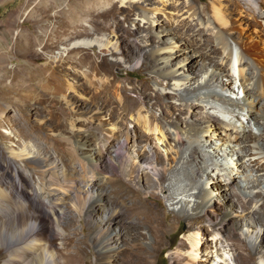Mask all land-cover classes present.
Masks as SVG:
<instances>
[{
    "label": "bare ground",
    "instance_id": "1",
    "mask_svg": "<svg viewBox=\"0 0 264 264\" xmlns=\"http://www.w3.org/2000/svg\"><path fill=\"white\" fill-rule=\"evenodd\" d=\"M116 1L120 3V8H127L133 13L130 20L131 28L124 29L119 20L115 22L116 28L121 29L123 33L120 36L121 42H125L127 35L132 37L134 45L139 49L138 52L140 55L142 54V56L133 59L130 66L141 70L151 69L154 74L152 79L154 84L152 86L149 83H144L137 87L139 94L144 99L142 108L138 110L131 104L133 101L126 87L115 86L112 81L101 77L98 79V74L94 76L95 79L88 81L90 87H94L96 90L93 93L94 98L96 100L103 99L101 101L110 106V109L102 108L105 116H108L107 120L116 118L119 120L118 125L112 127L102 124V129L97 132L96 151L84 147L85 151L92 152L90 153L92 155H89L90 161L93 158L97 161L96 165H92V173L97 172L98 166L102 165L99 174L91 173V184L87 186L85 194L90 196L97 191L96 201L103 203L98 207H104L110 215L108 221L98 227L97 232L93 235L97 246V252H93V254L96 256L97 264H121L119 260H121L125 248L132 247V243H136L134 240H138L139 237H135L136 233L134 232L142 228L140 227L142 223L146 224L148 228L143 227L142 233L148 235L147 230H149L155 239V242L149 241L147 244L148 247L151 245L153 249H157L159 246L157 241L159 234L166 231L163 223L150 210L142 209L139 213L140 220L131 219L127 222L123 206L112 203L108 194L104 195L107 191L105 190L107 188L106 175L111 171L103 168V164L105 165L103 158L106 156L111 159L114 158L113 156L126 158L130 146L129 135L127 134L124 140H120L119 135L122 134L126 117L131 115L136 121L131 132L135 138L134 144L142 146L144 141L141 130H143L145 134L150 132L149 135H152V140L157 148L160 143L164 145V153L174 150L172 153L174 162L158 157L150 160L151 157H154L152 149L150 151L145 149L144 154L140 155L141 153H139L136 158L144 164L152 165L154 172L159 170V166L163 167V173L159 175V179L162 184L163 181L170 180L168 185L163 184L164 188L171 192L170 205L175 210H179L176 217L178 218V215L182 213L195 232L193 235L195 238H192L191 242L193 249L190 255L197 259L198 256L193 252L196 250L194 248H199L200 245L201 240L198 237L199 231L204 227L202 223H207L218 237L220 233L227 231V221L228 223L235 221L226 218L219 220L217 214H214V217L202 215L206 207H212L211 203L214 197L211 192L216 191L221 195L222 191H232L233 194L230 192L228 194L237 195V198L239 196L243 201V208H246L247 205L245 209L248 212L247 215L259 218L264 215L261 208L264 204V0H257L256 8L252 0ZM90 2L92 3L90 8L97 6V0H90ZM77 5V0L69 1L65 9L66 17L61 25L65 31L68 29L71 31L75 25L78 27L83 25L84 28L77 33L69 31L66 41L71 43L72 47L65 48V52L62 54H66L69 50L89 47H101L106 50L110 45L113 55L119 53V41L112 43L108 35L97 34V14L93 12V24H90L89 18H82V14L77 11ZM83 12L90 13V11ZM84 36H89L91 39L84 38ZM149 47L153 49L148 50ZM184 51H187L185 54L190 56L200 53L202 60L196 59L192 61L193 64L191 62L187 64L185 72L171 70L169 65V60L173 58L171 54ZM182 57L178 66L180 70L185 69L182 66L186 60L185 56H178V58ZM57 60L54 59L53 62L55 63ZM71 60H73L72 57L65 59V70L68 73L74 70L75 79H88L95 70L97 73H101V67L110 68V65L105 62L97 67L95 62L87 56H81L74 64ZM116 61L115 64L123 63L121 58ZM237 62L239 78L236 81L240 82V89L245 93L244 101L235 100L227 94L231 91L229 88L235 81L231 69ZM55 66L52 65V68L55 69ZM75 67L77 69L86 68V70L80 72ZM214 69L215 72H213ZM55 76L53 73L54 84L57 83ZM137 89L134 87V91ZM150 89L154 93H148ZM169 98L171 102L167 101ZM149 100H153V102L151 103ZM154 105H158V108L162 109L160 115L156 113L148 115V112H145ZM242 111H248L250 114V119L247 117V125H242V127L238 126L236 121L227 123L217 116V113L220 112L237 120V116ZM248 125L256 127L259 133H254L252 130L248 132ZM205 128L215 135L217 142L221 141L222 143L223 141L225 144H229L227 147L234 149L225 150L222 148L225 147V144L222 143V147L211 151L208 142L200 140L201 133ZM4 133L12 134L10 128ZM33 147L29 143H21L20 146L10 150L8 159L12 170L5 166L4 172L8 178L10 177V183L15 184L16 190L22 197L25 196V193L30 195V200L27 199L28 201L23 203L27 211L29 209L35 211V207H32L38 199H41L47 205L48 213L58 223L62 213L58 208L59 204L53 201L52 193L49 194V197L42 198V193H44L42 190L48 172L56 175L55 169L59 161L44 148L35 149ZM223 157H225V161ZM230 158L233 162H239L241 158L249 160L248 164L246 161L241 164L242 175L239 173V176L233 175L224 167L223 163L229 162ZM112 163H114V170L118 171L119 168L115 167L118 164L117 159H113ZM106 166L108 167V164ZM213 167L217 168L215 174L208 171ZM249 173L258 177L252 180ZM32 175L37 176V181L34 183V188L29 191L27 182L24 181L25 177L30 179ZM202 177L208 178V185L199 187L196 185V180ZM56 182H59L57 175ZM181 186L184 187H182L183 190H181ZM209 186L210 190L207 188ZM221 197L223 198L224 195ZM217 198L221 200L219 196ZM46 200L49 204L46 203ZM87 200L89 202L92 199L88 198ZM16 211H11L10 204L7 202L0 205V224L2 223L0 255L10 257L3 260L2 264L82 263L87 254L84 253L82 241L75 242L70 235L60 231L58 225L54 227V235H51V238L59 237L62 240L61 249L64 255L57 251V255L61 259L59 260L51 255L49 247H43L40 243L32 241V237L38 233L43 224V220L38 218L36 211H28L32 221L25 225L13 222V214ZM254 222L251 225L247 219L240 218L237 225L242 227V231L248 230L249 234L252 233L255 236L256 242H254L253 248L257 249V239L264 235V225L263 223L258 225L259 221L257 220ZM122 233L130 234L129 236L133 239L129 238L125 242L122 239ZM240 235L242 236L241 233ZM229 236L231 237V234ZM113 240L116 241V246H111L114 244ZM135 247L144 254L149 252L150 248L147 249L143 245ZM183 264H194V262L187 260ZM261 264H264V254L261 257Z\"/></svg>",
    "mask_w": 264,
    "mask_h": 264
},
{
    "label": "rangeland",
    "instance_id": "2",
    "mask_svg": "<svg viewBox=\"0 0 264 264\" xmlns=\"http://www.w3.org/2000/svg\"><path fill=\"white\" fill-rule=\"evenodd\" d=\"M69 1L0 0V205L7 202L10 204L11 211L17 210L13 214V222L25 225L32 221L28 211L33 212L34 210L29 209L27 211L23 206L25 201L30 200V195L25 193L23 198L18 193L15 184L10 183V177L8 178L4 168L5 166L10 167L8 159L10 150L20 146L21 143H29L35 149L44 148L59 161L60 165L58 164L55 169L59 182H56V175L48 172L46 183L43 185L42 198L49 197V194L52 193L54 195L53 201L59 204L58 208L62 213L60 222L57 223L48 213L47 205L38 199L32 208L35 207L38 218L43 220V224L38 233L32 237V241L33 243H40L43 247H49L51 255L61 260L57 251L64 255L61 249L62 240L59 237L51 238V235H54V227L58 225L59 230L70 235L75 242L82 241L84 253L87 254L81 264H97L96 256L93 254V252H97L93 235L97 232L98 227L108 221L110 215L104 207H98L103 203L96 201L97 191L90 196L88 193V195L85 194L87 186L91 184V175L99 174L102 165L98 166L97 172L92 173V165H96L97 161L94 158L90 161L89 155H92L90 154L92 152L85 151L84 147L96 151V146H98L97 132L102 129V124L112 127L118 125L119 120L117 118L107 120L108 116H105L102 108L110 109V106L104 104L101 101L103 99L96 100L94 98L93 93L96 90L94 87H90L88 81L95 79L94 76L98 74L97 78L110 80L115 86L126 87L133 101L131 104L139 110L143 106L144 99L139 94L137 87L144 83L153 86L154 74H152L151 69L141 70L130 66L131 61L142 56V54L140 55L138 52L139 49L134 45L132 37L127 35L125 42H121L120 36L123 33L121 29L116 28L115 22L119 20L124 29L131 28L130 20L133 13L127 8H120V3L116 0H97V6L93 8H90V4H92L90 0H77L76 9L82 14V18H89L90 24H93L94 13L97 14V34L108 35L112 43L119 41V53L113 55L110 45L106 50L101 47H89L69 50L66 54H62L65 52V48L72 47L71 43L66 41L68 34L71 31L77 33L84 28L83 25L79 27L75 25L71 31L69 29L65 31L61 25L66 17L65 9ZM252 2L256 8L258 1L252 0ZM83 11H90V13L86 14ZM84 38L91 39L89 36H84ZM153 38L156 39L154 36ZM152 49V47L148 48V50ZM186 52L171 54L173 57L169 60L171 70L185 72L187 71V64L190 62L193 64L192 61L196 59L202 60L200 53L190 56L185 54ZM180 55H184L186 58L182 65L185 67L183 70L178 69L179 62L183 59V57L178 58ZM67 56L72 57L73 64L81 56H87L95 62L97 67L105 62L110 65V68L101 67V73H97L95 70L88 79H75L74 70L69 73L65 70L64 62L68 58ZM118 58H121L123 63L115 64ZM216 58H218L217 55ZM54 59H58L57 62L54 63ZM57 64L58 66H55ZM68 64L70 65V62ZM52 65L55 66V69L52 68ZM233 69H231V73L234 75L235 81L229 88L231 91L227 94L235 100L244 101L245 93L240 89V82L236 81L239 78L238 62L234 63ZM76 70L83 72L86 68H76ZM53 73L56 75V84L52 80ZM72 86L73 88H71ZM134 87L137 91H134ZM219 90L222 89L219 88ZM148 93L151 94L154 91L150 89ZM149 101L153 102V100ZM167 101L171 102V99L169 98ZM161 111L162 109L158 108V105H154L145 112H148V115L151 113L160 115ZM247 113L248 111H242V115L239 114L237 120L220 112L217 113V116L227 123L236 121L235 123L242 127V125H247V120L250 119V114ZM98 117L102 119H98ZM247 117L249 118L247 119ZM135 125L134 117L127 116L122 134L119 135L120 140H124L126 135H129L130 146L127 150V156L126 158L113 156L114 160L117 159L118 164L115 167L119 170H114L113 159L107 156L103 158V163L105 162L103 168L111 171L106 175L107 183L105 181V184L107 188L105 190L107 191L104 195L108 194L112 203L123 206L126 212V218H124L127 222L131 219L140 220L139 213L142 209L150 210L163 223L166 231L161 232L157 238L158 248L153 249L151 245L149 248L148 242H155V239L149 230H147L148 235L142 233L143 227L147 228V225L142 223L140 225L142 228L134 232L136 233L134 236L139 237L138 240H134L136 243H132V247L127 246L125 248L121 260H119L120 263L183 264V262L191 260L194 264H261V257L264 254V235L257 239V249H254L255 236L252 233L249 234L248 230L242 231L243 229L237 225V221L244 218L251 225L256 220L259 221L258 225H262V223L264 225V215L261 218L247 215L248 212L245 210L247 205L246 208H243L242 199L239 196L237 198V195H231L233 194L232 191H222L223 198L219 192H211L214 197L211 203L212 207H206L202 215L214 217V214H217L219 220L226 218L235 221L230 223L227 221V231L220 233L218 237L207 223H202L204 227L199 231L198 237L201 240L200 245L199 248L195 247L196 250L193 252L198 257L194 259L190 255L193 249L191 242L192 238H195L193 236L195 232L182 213L178 215V218L176 217L179 210H175L170 205L171 192L165 189L163 185L164 183L168 185L170 180L163 181L162 184L159 179V175L163 173V167L159 166V170L154 172L152 165L144 164L136 158L139 153H141L140 155L144 154L145 149L149 151L152 149L154 157H151L150 160L158 157L174 162L172 158L174 150L164 153V145L160 143L159 148H157L152 140V135H149L150 132L145 134L143 130H141L144 141L142 146H138L137 143L134 144L135 138L131 132ZM9 128L12 134L4 133ZM247 130L248 132L252 130L254 133H259L256 127L249 125ZM200 140H206L211 151L222 147V143L225 144L223 141L222 143L219 140L217 142L215 135L207 128L203 129ZM228 145L225 144V147L222 148L225 150L234 149L227 147ZM223 159L225 161V157ZM244 161L249 163V160L245 158H241L239 162H233L230 158L229 162L223 163V165L227 171L239 176L242 175L241 164ZM10 170H12L11 167ZM208 171L215 174L217 168L213 167ZM249 177L254 180L258 176L249 173ZM207 179V177L197 179L196 185L199 187L207 186ZM36 181L37 176L32 175L30 179L25 177L24 182H27L29 191L34 188ZM182 187L181 190L184 188ZM207 188L210 190V186ZM52 189L55 191H51ZM100 192L102 193V191ZM229 192L231 194H228ZM218 196L221 200H218ZM88 198L92 200L88 202ZM46 203L49 204L47 200ZM261 208L264 212V204ZM1 227L2 223L0 229ZM129 235L122 233L121 236L126 242L129 238L133 239ZM112 242L114 244L111 246H116V241L113 240ZM141 245L149 248V252L144 254L135 247ZM8 258L10 257L0 255V264Z\"/></svg>",
    "mask_w": 264,
    "mask_h": 264
}]
</instances>
